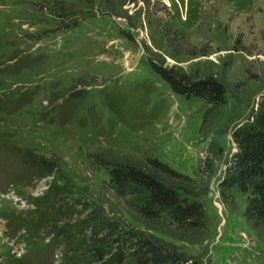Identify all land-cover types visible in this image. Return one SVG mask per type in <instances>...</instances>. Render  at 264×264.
<instances>
[{
    "label": "rangeland",
    "instance_id": "374dc122",
    "mask_svg": "<svg viewBox=\"0 0 264 264\" xmlns=\"http://www.w3.org/2000/svg\"><path fill=\"white\" fill-rule=\"evenodd\" d=\"M103 1L91 10L87 0H0V264H67L90 244L96 211L186 264H264V241L242 217L245 196L233 190L231 206L220 196L233 133L264 101V0H116L113 9ZM152 61L215 78L226 104L210 110L176 95ZM215 140L223 154L200 177ZM99 156L142 166L157 158L195 177L189 188L204 196L208 238L144 227ZM53 187L62 198L46 201ZM52 205L62 212L52 215Z\"/></svg>",
    "mask_w": 264,
    "mask_h": 264
},
{
    "label": "trees",
    "instance_id": "16d2710c",
    "mask_svg": "<svg viewBox=\"0 0 264 264\" xmlns=\"http://www.w3.org/2000/svg\"><path fill=\"white\" fill-rule=\"evenodd\" d=\"M87 1L90 2L88 9L92 10L94 0ZM114 1L104 0L105 8L113 9ZM103 13L109 14L105 10ZM65 16L62 14L59 17ZM88 16L90 14H85L80 19ZM80 19L65 27L77 25ZM149 64L176 95L185 99L199 98L211 107L210 110L226 104V89L215 78L192 80L185 74L166 69L153 61ZM215 141L205 150L207 156L202 168L197 171L200 177H205L207 173L211 175L216 158L223 154V148ZM233 141L236 149L220 183V196L230 206L234 204L233 190L245 196L246 207L242 217L264 241V101L253 121L234 131ZM95 160L106 170L109 185L115 194L132 201L130 205L136 219L144 227L154 230L156 225L165 224L169 229L166 234L179 241L203 242L208 238L204 196L189 188L192 185L196 187L195 177L181 174L157 158L148 159L146 166L123 161L117 156L95 157ZM52 169H48V175H51ZM207 190L208 184L203 181L204 194ZM46 195V201L49 195L53 196V201L62 198V194L54 187ZM51 207L52 215L62 212L61 207L59 210L55 205ZM95 213L91 218L90 244L76 259L74 256L68 258L67 264H76L80 257L89 262L86 264H186L180 255L169 250L166 245L126 231L118 221L103 216L101 211ZM54 233L67 240L68 235L62 228L55 227Z\"/></svg>",
    "mask_w": 264,
    "mask_h": 264
}]
</instances>
